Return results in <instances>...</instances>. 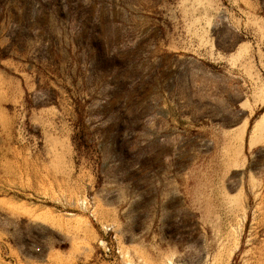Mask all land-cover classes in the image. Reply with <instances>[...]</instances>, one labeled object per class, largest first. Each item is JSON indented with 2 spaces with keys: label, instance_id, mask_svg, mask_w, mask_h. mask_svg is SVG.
I'll return each instance as SVG.
<instances>
[{
  "label": "rangeland",
  "instance_id": "rangeland-1",
  "mask_svg": "<svg viewBox=\"0 0 264 264\" xmlns=\"http://www.w3.org/2000/svg\"><path fill=\"white\" fill-rule=\"evenodd\" d=\"M0 264H264V0H0Z\"/></svg>",
  "mask_w": 264,
  "mask_h": 264
},
{
  "label": "bare ground",
  "instance_id": "bare-ground-1",
  "mask_svg": "<svg viewBox=\"0 0 264 264\" xmlns=\"http://www.w3.org/2000/svg\"><path fill=\"white\" fill-rule=\"evenodd\" d=\"M251 142L253 143V139H251Z\"/></svg>",
  "mask_w": 264,
  "mask_h": 264
}]
</instances>
